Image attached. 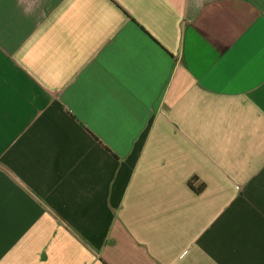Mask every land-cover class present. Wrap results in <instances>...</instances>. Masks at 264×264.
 <instances>
[{
    "label": "crops",
    "instance_id": "1",
    "mask_svg": "<svg viewBox=\"0 0 264 264\" xmlns=\"http://www.w3.org/2000/svg\"><path fill=\"white\" fill-rule=\"evenodd\" d=\"M0 264H264V0H0Z\"/></svg>",
    "mask_w": 264,
    "mask_h": 264
}]
</instances>
